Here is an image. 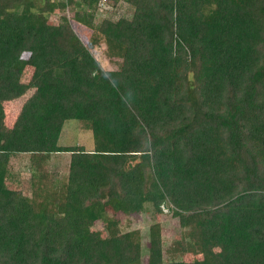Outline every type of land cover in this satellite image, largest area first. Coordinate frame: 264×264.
Returning <instances> with one entry per match:
<instances>
[{
	"label": "trees",
	"instance_id": "1",
	"mask_svg": "<svg viewBox=\"0 0 264 264\" xmlns=\"http://www.w3.org/2000/svg\"><path fill=\"white\" fill-rule=\"evenodd\" d=\"M99 4L73 2V25L65 0H0V132L25 99L0 144V264H264V0H109L119 18ZM71 120L92 150L60 144ZM147 204L180 238L165 249L152 223L144 262L118 216Z\"/></svg>",
	"mask_w": 264,
	"mask_h": 264
},
{
	"label": "rangeland",
	"instance_id": "2",
	"mask_svg": "<svg viewBox=\"0 0 264 264\" xmlns=\"http://www.w3.org/2000/svg\"><path fill=\"white\" fill-rule=\"evenodd\" d=\"M116 11V10H115ZM72 12V8L70 10ZM72 14V13H69ZM131 14V10L129 9L128 5H122L116 12H113L112 17H121V16H129ZM73 15H70L72 17ZM53 22L57 23L59 21V15H54ZM72 17V24L74 25ZM83 32H85V35L83 36V40L86 43V45L89 46L92 54L94 57L99 61L101 67L106 71H112L117 68V63H119L121 60L118 56H110L109 55V48L105 44V42L101 39L102 37L98 34L97 31L93 30H87V29H81ZM82 32V33H83ZM24 58H28V54L24 55ZM24 79L28 80L30 78V72L27 70V72L24 74ZM25 99H21V103ZM20 104L17 102L15 103H6L4 104L5 108V118L2 124V129L0 132V144L3 143L5 136L8 132V129L11 127L14 118L17 114V110ZM68 128V130H66ZM79 122L77 120H71L69 121L65 126V134L61 138L60 144L63 146H78L82 145L85 147L86 150H91L94 147V141H93V135L92 132L89 130H79ZM70 155L69 154H62L59 156H56L53 161L54 163H59L60 166L67 165L69 163ZM135 161H138V159H135ZM13 170L15 172H19L20 176L22 178V181H26L27 177L29 176L28 173V159L25 156H21L19 158H15L13 160ZM9 188H20V185H12L7 184ZM24 183V187H25ZM26 194H29V191H26ZM164 212L166 214L164 215H157L155 214L153 207L151 204L146 205V211L142 212L139 215L134 216H124L120 215L118 216V219L120 221V227L121 230L124 232L133 231V230H140L142 233V239H143V260L144 262L147 260V249L145 248V245H147L149 241V227L152 223L161 221L163 225L162 233L164 238V248L167 249L172 241L179 239L180 236V228L179 223L176 219L170 217L169 210L167 208H164ZM93 230L101 231L103 235H105L104 232V223L102 221H99L96 223V226L93 228ZM200 258V256H189L186 258L187 261H192L194 259ZM120 263V258L115 259V264Z\"/></svg>",
	"mask_w": 264,
	"mask_h": 264
},
{
	"label": "built area",
	"instance_id": "3",
	"mask_svg": "<svg viewBox=\"0 0 264 264\" xmlns=\"http://www.w3.org/2000/svg\"><path fill=\"white\" fill-rule=\"evenodd\" d=\"M80 1L81 0H65V2H66V15L68 16L69 19H72V17L74 16V8H75V6L73 5V2L78 4V2H80ZM99 6H100V13L104 17L105 16L112 17L113 12H116L118 10V8H114V6L112 4H109V0H100ZM71 8H72V12H70ZM69 13H72V14H69ZM70 15H73V16L70 17ZM115 18H119V16L115 17Z\"/></svg>",
	"mask_w": 264,
	"mask_h": 264
},
{
	"label": "crops",
	"instance_id": "4",
	"mask_svg": "<svg viewBox=\"0 0 264 264\" xmlns=\"http://www.w3.org/2000/svg\"><path fill=\"white\" fill-rule=\"evenodd\" d=\"M21 100V99H20ZM20 105L22 104L21 103V101L19 102V100L17 101ZM65 126H64V129H63V134H62V136H64V134H65ZM66 130H68V128L66 129ZM69 131V130H68ZM62 136H61V138H62ZM61 138H60V142H61ZM92 150V149H91Z\"/></svg>",
	"mask_w": 264,
	"mask_h": 264
}]
</instances>
